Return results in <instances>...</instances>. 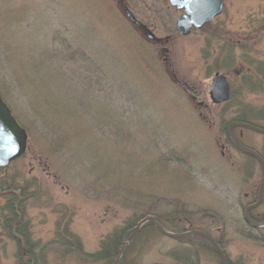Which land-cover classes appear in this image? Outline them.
<instances>
[{"label": "rangeland", "instance_id": "rangeland-1", "mask_svg": "<svg viewBox=\"0 0 264 264\" xmlns=\"http://www.w3.org/2000/svg\"><path fill=\"white\" fill-rule=\"evenodd\" d=\"M177 16L162 0H0V94L27 133L25 153L0 168V264H33L8 229L13 194L36 264H110L112 252L84 254L114 233L126 247L116 264H221L206 241L145 224L128 244L146 215L220 240L229 264H264L224 131L243 114L264 126V79L254 78L264 76V0H225L187 35ZM216 72L232 89L219 105L208 96Z\"/></svg>", "mask_w": 264, "mask_h": 264}, {"label": "water", "instance_id": "water-1", "mask_svg": "<svg viewBox=\"0 0 264 264\" xmlns=\"http://www.w3.org/2000/svg\"><path fill=\"white\" fill-rule=\"evenodd\" d=\"M172 5H176L179 8L184 7L186 14L180 16L177 20V30L182 34L186 35L190 32V28L193 26L195 28H200L203 24L208 23L214 16L218 15L221 11L222 0H185L183 2H178L177 0H169ZM122 11L128 20L134 25V27H142L144 29V35L148 39L158 41V39L144 26L140 21H138L133 13L125 6H122ZM208 95L210 101L217 105L224 102H227L230 98V85L223 74L216 72L212 78L209 85ZM235 123L231 124L228 127V132L236 146H238L244 152L255 157L262 165L264 164L261 158L252 150L243 147L234 137L231 130ZM246 128L256 130L258 132H264L259 128H256L249 124H244ZM27 145V134L25 130L21 127L18 121L13 116L8 105L1 99L0 96V167L5 168L8 164L21 156ZM264 167V166H263ZM264 183V179H263ZM250 221V220H249ZM151 223L160 233L163 235L178 238L184 236H199L210 244L217 250L219 253L221 264H226V259L223 251L215 240L208 234L200 230H188L178 233H173L167 231L163 228L152 216L146 215L140 219L135 227L133 228L131 234L128 236L129 243L133 240L136 232L144 223ZM257 226L258 224L253 223ZM264 224V223H263ZM259 226V225H258ZM128 243V244H129ZM128 246V245H127ZM126 247H121L117 252L115 263L122 252ZM114 263V264H115Z\"/></svg>", "mask_w": 264, "mask_h": 264}, {"label": "flooded vegetation", "instance_id": "flooded-vegetation-1", "mask_svg": "<svg viewBox=\"0 0 264 264\" xmlns=\"http://www.w3.org/2000/svg\"><path fill=\"white\" fill-rule=\"evenodd\" d=\"M162 1L168 3L173 10L178 12V16L176 17V22L180 16L186 14V10L184 7L179 8L176 5H171L169 0H162ZM177 1L183 2L185 0H177ZM199 1H205V0H199ZM224 7H225V0H222L221 11L218 15L214 16L212 18V20L215 19L216 17H218L223 12ZM210 22H208V23H210ZM208 23H206V24H208ZM206 24H203L201 27H203ZM147 29H149L151 31V29L149 27ZM152 41H154V40H152ZM155 43H157V42H155ZM159 45H161V44H159ZM246 64L251 65L252 63L247 61ZM238 73H241V71H239ZM262 73L264 74V72H262ZM254 78L261 79V81H262V79H264V76H258V77H254ZM260 83H261L260 81L258 82V84L254 83L256 88L261 87ZM231 95H232V89L230 86V98H231ZM225 103H227V102H225ZM243 107H244V104L242 102H240L238 104L239 112H242L241 109ZM250 108H253V107H250ZM262 118H264V116ZM233 123H235V125L232 127L231 132L234 135V137L236 138V140L243 147L254 151L261 158L263 163H264V141L262 139L260 141L256 140L257 135H256V137H249V136H247L246 133L251 131L254 134L264 135V132H258L256 130L246 128L244 126V124L252 125V126L259 128L261 130H264V126H262L263 124L258 125V124H255V123L249 121L247 118H245V115L243 114L241 116L234 118L224 128L227 141L235 148L237 154L239 155V156H237L238 157V164L236 165V170H237L236 174H237V177L239 178V180H238L239 181V190H238V197H237V205L239 207L240 212L242 213L244 225L251 232L257 231V230L264 232V224H263L264 223V183H263V179H264V167L263 166H264V164L262 165L255 157L244 152L243 150H241L238 146H236L234 144V142H233V140H232V138L228 132V127ZM261 123H263V122H261ZM249 220L255 224H258L259 226L253 225ZM196 238H198V237H196ZM218 241L220 243H222L220 240H218ZM207 244L210 247H212V249L219 256V253L217 252V250L211 244H209V243H207ZM217 244L219 245V243H217ZM220 248L223 250L222 246H220ZM223 252H224V250H223ZM26 254H29V252H26ZM89 255H93V254H89ZM116 255H117V253L115 254L114 259L111 261L110 264L115 263ZM219 258H220V256H219ZM90 259H94V258H90ZM98 259H108V258L107 257L106 258H97V260ZM225 259H226V264H229V260L227 259L226 255H225ZM117 261H116V263H117ZM220 263H221V259H220ZM196 264H198V263H196Z\"/></svg>", "mask_w": 264, "mask_h": 264}, {"label": "trees", "instance_id": "trees-1", "mask_svg": "<svg viewBox=\"0 0 264 264\" xmlns=\"http://www.w3.org/2000/svg\"><path fill=\"white\" fill-rule=\"evenodd\" d=\"M10 194L12 195V193H10ZM7 209L10 210V213H11V215H10L11 221L10 222L15 223L14 225L13 224L9 225L10 228H8V229L10 231V234L13 233L14 236H17L16 238H20V239H18V247H19L18 256L20 257L21 243H24L28 249L29 254L31 253V258H30L31 262H33V264H36L37 260L42 261L41 257H37L36 254L34 255L33 252H31V246L32 245L29 244L30 235H29V232L27 229L28 223L26 221H23V216H22L23 206H21V203L19 201V197L17 195L13 194L11 201L8 203ZM153 217L157 222L161 223L160 220L156 216H153ZM144 224L146 226H149V227H152L155 229V227L149 222H146ZM114 234L115 235H114L113 239L103 242L101 250L97 253V255H95V256L94 255H86V254H84V255L87 257L89 256L88 259L89 258L97 259V258H106V257L108 258L109 253H111V252H112V254L115 255L118 252L120 241H119V237L116 235V233H114ZM248 235L250 237H253L251 234H248ZM216 241H217V243H219L220 246H222V244L218 240H216ZM196 263H197V261H195L193 263L191 262V264H196ZM27 264H28V262H27Z\"/></svg>", "mask_w": 264, "mask_h": 264}]
</instances>
